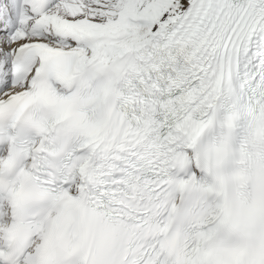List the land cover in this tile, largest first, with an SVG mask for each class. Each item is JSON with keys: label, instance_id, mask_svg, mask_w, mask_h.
<instances>
[{"label": "snow or ice", "instance_id": "obj_1", "mask_svg": "<svg viewBox=\"0 0 264 264\" xmlns=\"http://www.w3.org/2000/svg\"><path fill=\"white\" fill-rule=\"evenodd\" d=\"M0 264H264V0H0Z\"/></svg>", "mask_w": 264, "mask_h": 264}]
</instances>
